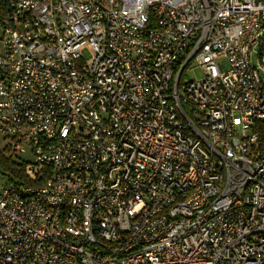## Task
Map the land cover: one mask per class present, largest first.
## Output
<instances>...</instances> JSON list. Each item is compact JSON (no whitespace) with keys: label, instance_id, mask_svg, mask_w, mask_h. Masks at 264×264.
Segmentation results:
<instances>
[{"label":"built area","instance_id":"2783aa9c","mask_svg":"<svg viewBox=\"0 0 264 264\" xmlns=\"http://www.w3.org/2000/svg\"><path fill=\"white\" fill-rule=\"evenodd\" d=\"M5 9L0 264H264V0Z\"/></svg>","mask_w":264,"mask_h":264},{"label":"trees","instance_id":"16d2710c","mask_svg":"<svg viewBox=\"0 0 264 264\" xmlns=\"http://www.w3.org/2000/svg\"><path fill=\"white\" fill-rule=\"evenodd\" d=\"M6 0H0V18L6 12ZM26 159L17 155L16 159L6 153L5 147H0V172L7 176V180L25 179L23 165Z\"/></svg>","mask_w":264,"mask_h":264},{"label":"rangeland","instance_id":"374dc122","mask_svg":"<svg viewBox=\"0 0 264 264\" xmlns=\"http://www.w3.org/2000/svg\"><path fill=\"white\" fill-rule=\"evenodd\" d=\"M5 21H6V13L1 15V18H0V49H1L2 34H3V27L2 26H3V23ZM83 54L86 56L87 52L84 50ZM184 75H185L186 79H197L201 76V72H200L199 68H197L193 64H191L185 69ZM0 139H1V136H0ZM2 144H3V142L1 143V140H0V147H3ZM23 157L24 158H31V155H30V153L27 152L26 155H24ZM6 182H7V176L0 172V188Z\"/></svg>","mask_w":264,"mask_h":264}]
</instances>
